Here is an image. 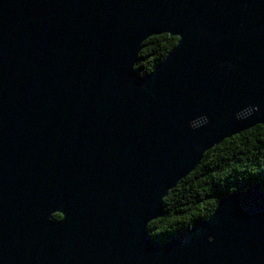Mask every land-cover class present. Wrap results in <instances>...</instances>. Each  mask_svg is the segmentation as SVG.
<instances>
[{
    "label": "water",
    "instance_id": "1",
    "mask_svg": "<svg viewBox=\"0 0 264 264\" xmlns=\"http://www.w3.org/2000/svg\"><path fill=\"white\" fill-rule=\"evenodd\" d=\"M261 125L264 0H0V264H264L260 186L165 243L148 231L206 153Z\"/></svg>",
    "mask_w": 264,
    "mask_h": 264
},
{
    "label": "trees",
    "instance_id": "2",
    "mask_svg": "<svg viewBox=\"0 0 264 264\" xmlns=\"http://www.w3.org/2000/svg\"><path fill=\"white\" fill-rule=\"evenodd\" d=\"M178 41L168 34L151 37L143 44L135 69L147 76ZM251 186H260L264 191V125L206 153L196 171L169 193L164 201V216L153 221L148 231L165 243L191 229L195 222L207 220L224 197ZM54 218L59 220L61 216Z\"/></svg>",
    "mask_w": 264,
    "mask_h": 264
},
{
    "label": "clouds",
    "instance_id": "3",
    "mask_svg": "<svg viewBox=\"0 0 264 264\" xmlns=\"http://www.w3.org/2000/svg\"><path fill=\"white\" fill-rule=\"evenodd\" d=\"M201 120H202V124H203V125H206V124L208 123V118H207V116L202 117ZM190 127H195V125H191V124H190ZM209 239H210V241H211V238H209Z\"/></svg>",
    "mask_w": 264,
    "mask_h": 264
},
{
    "label": "flooded vegetation",
    "instance_id": "4",
    "mask_svg": "<svg viewBox=\"0 0 264 264\" xmlns=\"http://www.w3.org/2000/svg\"><path fill=\"white\" fill-rule=\"evenodd\" d=\"M57 215H59V214H57ZM61 216V215H60ZM61 218H62V216H61Z\"/></svg>",
    "mask_w": 264,
    "mask_h": 264
}]
</instances>
